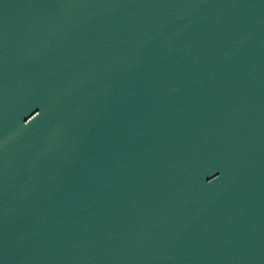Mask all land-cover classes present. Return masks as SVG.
I'll return each mask as SVG.
<instances>
[{"label": "water", "instance_id": "obj_1", "mask_svg": "<svg viewBox=\"0 0 264 264\" xmlns=\"http://www.w3.org/2000/svg\"><path fill=\"white\" fill-rule=\"evenodd\" d=\"M48 0H0V77L37 22Z\"/></svg>", "mask_w": 264, "mask_h": 264}]
</instances>
